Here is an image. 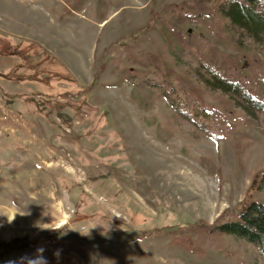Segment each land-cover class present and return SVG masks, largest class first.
<instances>
[{"label":"rangeland","instance_id":"374dc122","mask_svg":"<svg viewBox=\"0 0 264 264\" xmlns=\"http://www.w3.org/2000/svg\"><path fill=\"white\" fill-rule=\"evenodd\" d=\"M188 2L0 0V239L30 243L0 264H264L233 236L193 252L163 232L236 211L264 169V104L150 23ZM183 29L203 47L214 35L207 15ZM143 50L208 85L227 134L179 90L150 100L153 76L108 84Z\"/></svg>","mask_w":264,"mask_h":264},{"label":"trees","instance_id":"16d2710c","mask_svg":"<svg viewBox=\"0 0 264 264\" xmlns=\"http://www.w3.org/2000/svg\"><path fill=\"white\" fill-rule=\"evenodd\" d=\"M185 5L172 11L169 18L153 13L151 25L169 42L174 41L190 51L206 72L233 81L246 95L264 104V43L259 41V35L264 34V0H194L193 5L189 2ZM206 15L211 21L214 35L203 47L183 29V24ZM234 24L240 26V39L234 38L237 34ZM229 42H234L241 54L220 49ZM164 53L163 50H143L138 59L142 63L139 67L122 68L117 81L108 84L113 86L130 81L145 87L150 81L140 80V77L153 76L159 81H151L147 87L148 91L149 88L153 90L149 91L150 100H155L156 92L163 96L179 90L186 97L189 114L194 113L195 107L199 106L202 112L211 115L219 131L227 134V114L205 98L204 91L211 88L199 82L191 71L182 68ZM163 232L172 236L170 244L193 252H199L201 246L214 250L227 249L229 245L226 237L233 236L255 245L264 258V169L254 178L246 198L236 211L229 212L227 209L213 222L200 219L175 225ZM28 235L26 233L25 236ZM25 236H17L9 241L1 238L0 258L13 249L28 247L30 243L24 239Z\"/></svg>","mask_w":264,"mask_h":264},{"label":"clouds","instance_id":"9594fccd","mask_svg":"<svg viewBox=\"0 0 264 264\" xmlns=\"http://www.w3.org/2000/svg\"><path fill=\"white\" fill-rule=\"evenodd\" d=\"M14 219V218H13ZM12 220V219H11ZM11 220H9V221H11Z\"/></svg>","mask_w":264,"mask_h":264}]
</instances>
